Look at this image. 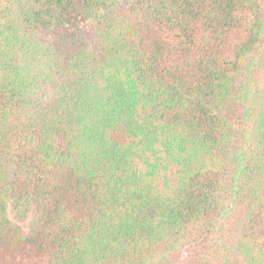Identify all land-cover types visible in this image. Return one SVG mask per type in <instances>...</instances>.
Masks as SVG:
<instances>
[{"label":"trees","instance_id":"trees-1","mask_svg":"<svg viewBox=\"0 0 264 264\" xmlns=\"http://www.w3.org/2000/svg\"><path fill=\"white\" fill-rule=\"evenodd\" d=\"M37 262L264 264V0H0V264Z\"/></svg>","mask_w":264,"mask_h":264},{"label":"rangeland","instance_id":"rangeland-1","mask_svg":"<svg viewBox=\"0 0 264 264\" xmlns=\"http://www.w3.org/2000/svg\"><path fill=\"white\" fill-rule=\"evenodd\" d=\"M125 1V0H122V2ZM240 34L239 33H234L233 36H232V39H231V46L233 44H235L236 42H238L239 38H240ZM229 55V52L227 54V56ZM36 264H39L38 262Z\"/></svg>","mask_w":264,"mask_h":264}]
</instances>
